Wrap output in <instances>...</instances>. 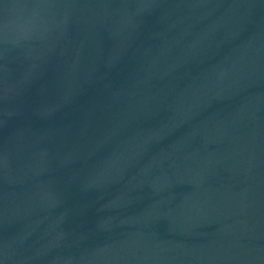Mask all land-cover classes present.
Instances as JSON below:
<instances>
[{
    "label": "water",
    "instance_id": "95a60500",
    "mask_svg": "<svg viewBox=\"0 0 264 264\" xmlns=\"http://www.w3.org/2000/svg\"><path fill=\"white\" fill-rule=\"evenodd\" d=\"M0 264H264V0H0Z\"/></svg>",
    "mask_w": 264,
    "mask_h": 264
}]
</instances>
